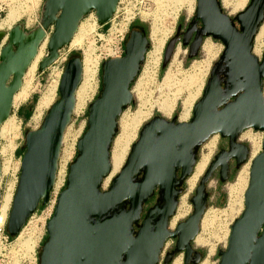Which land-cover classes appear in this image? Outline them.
Listing matches in <instances>:
<instances>
[{
  "label": "water",
  "instance_id": "obj_1",
  "mask_svg": "<svg viewBox=\"0 0 264 264\" xmlns=\"http://www.w3.org/2000/svg\"><path fill=\"white\" fill-rule=\"evenodd\" d=\"M117 3L44 0L32 30L15 24L7 32L0 31V41L6 37L0 48V129L41 44L46 41V54L38 74L70 44L86 16L93 13L102 27L112 19ZM191 23L186 30L179 26L167 43L162 69L179 42L188 48L189 59L196 56L203 38L219 41L224 50L210 70L190 120L180 123L175 117L156 116L144 124L107 190L102 186L110 174L119 118L133 102L131 87L149 47L146 32L132 27L124 56L101 65L100 91L87 109L86 128L47 224L38 264H158L168 240L175 245L163 264H170L176 255L182 256L183 264H199L202 256L192 243L206 209L207 184L215 172L219 183H225L231 162L235 170L247 162L248 147L239 143L246 130L263 134L261 152L251 162L244 209L230 226L226 249L218 252V264H264V53L258 59L252 46L264 23V0H250L232 17L223 12L220 0H196ZM81 77L80 56L73 55L65 65L58 97L41 125L24 133L20 175L6 226L10 237H16L27 219L47 202ZM215 135L228 141L227 149L214 156L200 177L190 199L191 215L171 231L169 223L183 185L197 164L198 150ZM154 198L155 204L145 210Z\"/></svg>",
  "mask_w": 264,
  "mask_h": 264
},
{
  "label": "rangeland",
  "instance_id": "obj_2",
  "mask_svg": "<svg viewBox=\"0 0 264 264\" xmlns=\"http://www.w3.org/2000/svg\"><path fill=\"white\" fill-rule=\"evenodd\" d=\"M43 1L44 0H0V26H1L0 31L7 32L15 24H22L26 31L32 30L38 24ZM249 1L250 0L246 1L244 9L249 4ZM174 5L176 6V9L171 10ZM148 6H149L150 14L146 18L145 23H141V25L142 27L145 28L147 37H151L153 26H156V28L159 27L158 29L161 31V33L165 34L163 28H166L169 25V23L171 22V18L176 12L177 15L179 13L180 16L176 21L175 33L179 26H181V30H185L194 16L195 8H196V0H190V1L189 0H149ZM221 8H222V3H221ZM167 9H170L171 12L168 13ZM223 12L228 15V12L225 9H223ZM188 15H190V18L188 19L187 22L186 20L189 17ZM80 27H82V24L79 26V28ZM260 28H263L262 32H264L263 24H261ZM77 33H75V36L77 35ZM84 37H85V33L80 36L81 41L80 44H78L77 46H80L82 44L83 41L82 38ZM206 42L211 43L215 48H219L220 50V52L211 60L208 59V57L205 55L206 53L202 49L203 45ZM178 44H180L179 54L175 58V61L171 63L173 60V56H172L168 65L164 69H162V63H161V66L159 67L157 73L156 80L154 78V75H151V77H144V76H149L148 71H145V73L147 72V74H144L143 78L140 79L142 75L140 76L139 73V76L137 77L136 81L133 83L131 87L133 102L123 111L122 115L119 118V128L117 135L121 131V125L123 123H129L133 115L139 109H141L140 98L138 97L136 92H134V89L139 81L138 79L141 80L140 92H141L142 101L147 103L146 104L147 106H145V108L147 109L148 107H152L153 110H152V115L140 126L136 138L132 141L130 147L135 143L138 133L142 128V126L146 124L148 121H150L153 117L161 116L166 120H171L175 117L177 121L178 118L180 119L181 114L184 112V110L187 108V106L190 103H192L193 106L197 103V101L201 97L202 91L209 78V73L212 66L218 61L219 57L221 56L224 50L223 45L219 41L213 40L211 38H206L203 41L202 46L199 49L196 56L189 59L187 48L183 47L180 42ZM43 45L44 48L42 50V56L46 54V49H45L46 41H44L41 44L39 49ZM254 46H255V42H254ZM74 56H80V54L76 53L74 54ZM168 72L170 77L167 82L163 83ZM50 82L51 80H50L49 70H46L42 74H38L37 71L34 73L31 82L30 95L19 107H17L16 110L14 109L16 112L17 123L15 124L14 120L11 118L12 119L11 123L6 125L3 129L4 131H2L3 133L0 137L1 138L3 137V142H1L0 151L12 152L15 149L14 151L15 161H17L19 157V155H17V151L22 149L23 147L24 133L26 131H29L28 128H26V123L33 114L36 105H38L37 103L40 100L42 94L48 88H50L51 85L54 84V83L51 84ZM49 84L51 85L48 87ZM199 88L201 89L200 92H199ZM263 95H264V90H263ZM161 104L170 107L171 115L162 116V114H160L157 111V107ZM21 111H28L30 113V115L26 120H24L20 115ZM81 117H82V112L78 115H73V122L72 123L70 122L71 124H69V132L66 136L68 139L72 140L74 137H77V134L79 132L78 129L80 128V124L82 121V119H80ZM18 122L19 123L22 122V125L20 127H17ZM247 131H250L251 135L253 136H257V137L261 136L263 138V136L259 132H255L253 130H246V132ZM212 137L209 138V140L206 143H204L198 150L197 162L198 159L200 160L203 154H206L205 147L209 143L210 139H212ZM215 139H216L215 149L211 154L209 163L213 160L214 156L217 153V150L221 147V145L225 144V142L222 141L221 138L216 137ZM241 139L242 140H240L239 143L247 145L250 152V145L243 140L246 139L245 134L241 137ZM209 163H207V166L203 170L202 174L196 180V184L192 189H189L188 183L190 184V182H187L188 179L186 183L183 185V191L179 196L178 204H180L183 196L187 195L186 206L188 208L189 206L191 207V212L188 216H190L192 213V206L190 204V199L193 197L195 188L198 185V181L200 177L203 175L206 168L208 167ZM245 164L242 165L238 170H235L233 164L230 168L231 172L229 173L228 179L225 183H219L217 173L215 172L207 184L208 198L206 203V209L201 219L199 226V233L197 235L202 239L204 243L203 246L198 247L193 242L194 249L199 253H201L202 256L199 264H218L219 262L218 252L224 251L226 249L227 241H228L227 239L230 233V226L232 225L234 220L240 217L244 209L243 199L241 202V198L244 196L248 184L247 187L237 186L236 184H237L238 176L240 172L244 169ZM6 169L7 167L4 168V170ZM109 184L105 188H103V190H107ZM182 221H184L183 218L180 219L177 222V224ZM176 225L174 226V228L176 227ZM174 228L171 231H173ZM167 243H168V250L174 248V243H175L174 240H170V241L168 240ZM179 256L181 255H176L173 261Z\"/></svg>",
  "mask_w": 264,
  "mask_h": 264
},
{
  "label": "built area",
  "instance_id": "obj_3",
  "mask_svg": "<svg viewBox=\"0 0 264 264\" xmlns=\"http://www.w3.org/2000/svg\"><path fill=\"white\" fill-rule=\"evenodd\" d=\"M148 3L149 0H118L116 11L112 19L102 27L97 25L94 14L90 13L79 24V26L81 24L84 26L85 31V37L83 38L82 44L80 46H71L69 44L67 47L61 49L58 53L57 59L48 67L47 70L50 71V83L52 84L56 82V87L52 94L51 102L47 107L37 111L36 105L33 114L26 123V128H28L29 131L38 129L42 123L46 111L56 101V98L58 97V86L64 72L65 65L71 56L76 53L80 54L82 77L78 88L82 84L83 64L86 57L92 60L95 64L96 73L91 85V90L87 93L84 107L82 109V117L80 118L82 121L80 128L78 129L79 132L77 134V138L72 142H70L71 139H68L67 137L64 140L67 129L65 130L60 148L54 184L49 193L47 202L44 205L39 206L38 209L27 219L20 233H18L16 237H10L8 235L6 226L13 197L18 184L22 156H19L17 161H15V149L12 152L0 151V264H38V252L46 239L47 224L53 217L60 194L65 189L69 166L76 157L77 141L80 139L86 128L87 109L89 105L97 98L100 91L101 65L108 60L121 59L124 56V44L131 28L135 23H145L146 18L150 14ZM173 9H176L175 5L171 10ZM171 10L167 9V12L170 13ZM190 15H188L189 17L186 20L187 22L190 18ZM179 16L180 14L178 13L176 20H171L169 25L166 28H163V30L166 32L164 34V42L157 51L154 50L153 40L151 37H148L149 47L145 53L144 61L141 66L140 76L142 75V77H140V79L143 78L144 74H147L145 71H148L149 76L144 77H151V75H154L156 80L159 67L163 61L166 45L175 34L176 21L178 20ZM0 42V48H2L6 43V37ZM176 46V48H180V44ZM44 56H42L38 61L37 67ZM51 84H49L48 87ZM15 110L12 108L9 118H12L16 124L17 118ZM191 116L192 110L188 113L186 118L183 119V121L178 118L177 122L187 123ZM71 120L72 123L73 114ZM21 125L22 122H18L17 127H20ZM261 135L263 136L262 133ZM1 142H3V137H0V146ZM6 167L7 169L4 170ZM190 212L191 207L189 206V212L182 218L185 219L190 214ZM167 248L168 243L166 242L160 254L158 264H162L163 256Z\"/></svg>",
  "mask_w": 264,
  "mask_h": 264
},
{
  "label": "bare ground",
  "instance_id": "obj_4",
  "mask_svg": "<svg viewBox=\"0 0 264 264\" xmlns=\"http://www.w3.org/2000/svg\"><path fill=\"white\" fill-rule=\"evenodd\" d=\"M246 1L247 0H222L221 3H222V8L228 12V16L232 17V16L240 13V11H242L244 9ZM177 17H178V15L176 12L173 15V17L171 18V20L175 21ZM158 28H156V26H153L152 34H151V37H152V40L154 43V50L155 51H157L162 46V44L164 42V33H161V31ZM262 31H263V28H261V31H259V33L257 34V36L255 38V46L253 48V55L257 58L260 57L261 51H262V48L264 45V32H262ZM77 32H76L77 35L76 36L74 35L71 42H70L71 46H77L78 44H80V41H81L80 36L85 33L84 26L82 25V27L78 28ZM43 48H44V45L38 50V53H37L35 59L32 61V63L30 64L29 68L27 69V71L24 75L21 88L13 97V103H12L13 109H16L17 107H19L27 99V97L31 93V82L33 79V75L37 69L38 61L40 60V58L42 56ZM202 49L206 53L205 55L208 57L209 60L214 58L220 52L219 48H215L209 42H206L203 45ZM178 54H179V48H176V50L174 51L173 60L171 63H173V61H175V58L177 57ZM95 73H96L95 64L93 63L92 60H90L89 58L86 57L84 59V64H83L82 84L80 85V87L78 88V90L76 92L73 115H78L82 112V109L84 107V103H85V100L87 97V93L91 90V85H92V82L94 80ZM169 77L170 76H169V72H168L163 83L167 82ZM140 81L141 80L138 81V83L134 89V92H136V94L140 98L141 109H139L133 115V117L129 123H123L121 125V131L116 136V138L112 144V147H111V152H110L111 170H110V174L105 178V180L103 182V186H102L103 188H105L109 184V182L118 174V172L120 171V169H121V167H122V165L126 159V156L128 155L130 145H131L132 141L136 138V135H137V132H138L140 126L152 115L153 108L148 107L146 109L145 106H147L146 105L147 103L142 101L141 92H140L141 91ZM55 87H56V82L53 85H51L50 88H48L42 94V96L38 102V105H37V111H40L42 108L47 107L50 104L52 94L54 92ZM200 88H199V92L201 90ZM263 98H264V95H263ZM192 107H193L192 103H190L187 106V108L184 110V112L180 116L181 121H183V119L186 118L188 113L192 110ZM157 111L160 114H162V116L171 115L170 107H168L164 104L159 105L157 107ZM11 121H12V119L8 118L3 123V125L1 126V129H0V136L3 133L2 131H4L3 130L4 127L6 125H8L9 123H11ZM68 132H69V126L67 127V130H66V133L64 136V140H65ZM216 136L217 135H215V137L213 139H211L209 141V143L206 145V147H205L206 154H203L201 156L200 160L198 159V162H197V164L193 170L194 173H192L193 174V175H191L192 177L190 176L191 177L189 180L190 184H188L189 189H192L195 186L196 180L202 174L203 170L207 166V163L209 162V159H210L211 154L213 152V148L215 147ZM76 138L77 137H74L71 140V142L74 141ZM245 138H246V142L250 145V152H249V156L247 158V162L245 164V167L240 172L238 179H237V184H236L237 186H242V187L243 186L247 187L251 162L261 151V144H262V142H261L262 137L261 136H258V137L253 136V135H251L250 131L245 132ZM239 141H240V138H239ZM248 151H249V149H248ZM186 198H187V195L183 196V198L181 199V202L177 207L176 214L174 215L171 222L169 223V230H172L174 228V226L177 224L178 220L181 219L183 216H185L189 212V208L186 206ZM242 199L244 202V196L241 198V202H242ZM194 243L196 246L200 247V246H203L204 242L202 241V239L199 236H197L194 240ZM173 264H182L181 256H179L173 262Z\"/></svg>",
  "mask_w": 264,
  "mask_h": 264
},
{
  "label": "flooded vegetation",
  "instance_id": "obj_5",
  "mask_svg": "<svg viewBox=\"0 0 264 264\" xmlns=\"http://www.w3.org/2000/svg\"><path fill=\"white\" fill-rule=\"evenodd\" d=\"M243 11V10H242ZM242 11H240V12H242ZM235 16V15H234ZM192 21V20H191ZM191 21H190V23H191ZM189 23V24H190ZM264 24V23H263ZM188 26H192V23L190 24V25H188ZM187 26V27H188ZM261 26V25H260ZM260 28V27H259ZM178 29V28H177ZM186 30V29H185ZM177 31V30H176ZM259 31H261V28H260V30L258 29V33H259ZM257 33V34H258ZM257 36V35H256ZM256 36H255V38H256ZM193 38H194V35H193V37H192V39H191V41L190 42H192L193 41ZM255 38H254V40H253V44H252V46H253V48H254V42H255ZM206 38H203L202 39V42H201V46H202V43H203V41L205 40ZM185 48H187V47H185ZM187 52H188V48H187ZM263 53H264V46H263V48H262V51H261V55H260V59L262 58V56H263ZM258 58V59H259ZM246 132V131H245ZM245 132H243L242 134H241V136H240V140H242L241 139V137L245 134ZM215 136H213L212 137V139L214 138ZM216 137H219V136H216ZM219 138H221V137H219ZM211 140V139H210ZM221 140L222 141H224L225 142V144H223V145H221V147L217 150V153L216 154H218L219 153V151L220 150H222V149H227V146H228V141L227 140H224V139H222L221 138ZM244 141H246V139H243ZM216 144V143H215ZM214 149H215V147L213 148V151H214ZM213 153V152H212ZM210 160V159H209ZM209 163V162H208ZM234 164V162H231L230 163V165H229V169L231 168V166ZM231 172V171H230ZM229 172V173H230ZM217 173V172H216ZM193 175V174H192ZM192 177V176H191ZM191 177H189V179H188V181L187 182H189V180H190V178ZM189 184V183H188ZM155 199L156 198H154L153 200H151L147 205H146V207H145V210L146 209H148V208H150V207H152L154 204H155ZM179 205V204H178ZM172 220V219H171ZM171 222V221H170ZM174 245H175V243H174ZM192 246H193V248H194V245H193V243H192ZM173 250V248L172 249H169L168 250V248H167V250L165 251V253H164V256H163V261H164V259L171 253V251ZM174 259V258H173ZM173 259H172V261H171V263L170 264H173V262L177 259H175L174 261H173ZM163 261H162V264H163ZM181 261H182V258H181Z\"/></svg>",
  "mask_w": 264,
  "mask_h": 264
},
{
  "label": "trees",
  "instance_id": "obj_6",
  "mask_svg": "<svg viewBox=\"0 0 264 264\" xmlns=\"http://www.w3.org/2000/svg\"><path fill=\"white\" fill-rule=\"evenodd\" d=\"M133 27L141 28V29H143V30L146 32L145 28L142 27V25H141L140 23H135V24L133 25ZM20 115L22 116V118H23L24 120H26V119L28 118V116L30 115V113H29L28 111H21V112H20ZM19 153H20V154H18V155H19V156H22L23 151L20 150Z\"/></svg>",
  "mask_w": 264,
  "mask_h": 264
},
{
  "label": "crops",
  "instance_id": "obj_7",
  "mask_svg": "<svg viewBox=\"0 0 264 264\" xmlns=\"http://www.w3.org/2000/svg\"><path fill=\"white\" fill-rule=\"evenodd\" d=\"M20 150H21V149H20ZM20 150L17 151V155L20 154V153H19Z\"/></svg>",
  "mask_w": 264,
  "mask_h": 264
}]
</instances>
